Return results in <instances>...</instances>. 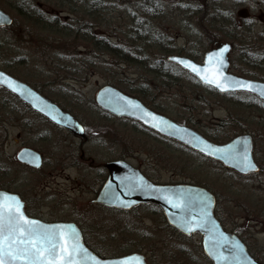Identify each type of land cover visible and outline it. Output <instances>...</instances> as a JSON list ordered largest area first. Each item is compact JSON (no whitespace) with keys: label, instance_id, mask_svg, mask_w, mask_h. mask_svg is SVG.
I'll return each mask as SVG.
<instances>
[{"label":"rangeland","instance_id":"obj_1","mask_svg":"<svg viewBox=\"0 0 264 264\" xmlns=\"http://www.w3.org/2000/svg\"><path fill=\"white\" fill-rule=\"evenodd\" d=\"M28 6L32 10H27ZM84 6L96 9V16L92 10L89 18L83 15ZM0 7L15 20L12 26L0 28V68L34 85L45 86V92L87 122L93 117L110 119L105 122L126 130L139 146L138 157L147 156L158 164L157 173L163 177L157 173L154 176L161 181L191 179L205 184L218 195L217 212H223L227 226L237 228L252 253L256 255L259 245L257 253L264 254V233L259 232L263 226L256 228L260 225L256 224V217L264 219V170L247 178L239 176L188 148L161 141L150 132L144 134L131 121L106 118L94 101L97 90L105 84L138 91L141 99L156 110L214 141L225 142L237 134L251 133L256 154H264L263 104L252 95H221L207 89L165 61L167 54H183L201 61L213 42L230 40L235 44L233 70L246 77L264 79V0H0ZM73 10L80 12V28L87 23L93 30L79 31L69 21ZM51 15L63 21L61 27L51 24ZM134 21L141 27L146 24L152 35L150 47L145 50L139 46V52L129 47ZM234 24L241 25L239 41L250 46L251 53L232 39L230 25ZM90 33L98 38L92 40ZM120 47L125 57L131 56L130 61H122ZM16 104L10 93L0 89V186L11 179L29 184L33 196H38L37 203L55 204L53 218L68 219L74 215L87 233H95L91 245L107 258L139 250L160 264H212L203 252L202 237H186L175 231L155 205L128 212L100 206L78 209L83 216L80 218L61 199L65 196L62 178H58V187L47 186L44 170L32 172L12 160L18 149L14 137V126L18 124ZM94 142L101 146L102 155L111 153L108 141ZM144 144L147 153L141 150Z\"/></svg>","mask_w":264,"mask_h":264},{"label":"water","instance_id":"obj_2","mask_svg":"<svg viewBox=\"0 0 264 264\" xmlns=\"http://www.w3.org/2000/svg\"><path fill=\"white\" fill-rule=\"evenodd\" d=\"M13 22V17L0 7V27L11 26ZM231 49L230 42L210 49L204 53L201 63L183 55H169L168 60L184 68L203 85L211 86L220 93L245 91L264 100V81L230 74ZM208 80L218 81L227 90H221V87H217L215 83H208ZM0 87L19 97L52 122L69 128L74 134L85 135L83 126L72 114L52 103L27 82L2 69ZM97 91L95 101L105 111L118 117L126 116L140 121L148 128H153L207 157L218 160L240 174L247 176L260 170L254 159V139L250 134H239L225 143H216L195 129L178 124L169 117L148 109L141 100L119 90L116 86L106 84ZM18 155L21 161L33 167H39L42 163L40 154L30 148L23 149ZM105 165L109 170V176L97 202L122 210H130L142 204L158 205L168 223L180 233L186 236L198 233L202 236L203 251L213 264H264L250 253L246 243L237 234L226 231L219 223L213 213L216 196L207 188L191 184H157L147 178L140 169L125 161H114ZM5 202L13 206L18 204L19 211L28 220L36 221L44 228L62 229L67 233L66 239L69 243L74 241L80 249L75 256L77 264H150L140 253L101 258L85 244L82 231L76 223L45 222L30 217L25 211L24 201L18 194L0 189V206ZM15 264L23 262L17 261Z\"/></svg>","mask_w":264,"mask_h":264},{"label":"flooded vegetation","instance_id":"obj_3","mask_svg":"<svg viewBox=\"0 0 264 264\" xmlns=\"http://www.w3.org/2000/svg\"><path fill=\"white\" fill-rule=\"evenodd\" d=\"M241 26H239L240 28ZM239 37H242L241 34ZM238 43V42H237ZM240 44H242L241 47L249 53V49H251L250 46H245V43L243 41H239ZM221 42H216L211 48H215L220 46ZM233 44V47L231 49V57L233 54V51H235V44ZM244 51V52H245ZM231 63V62H230ZM235 72L233 70V63H231L230 72ZM19 79L26 81L30 86H32L35 90H37L42 95L48 97L51 99V101L55 102L59 107L64 109L65 111L71 113L76 117V119L81 123V125L84 128V136L74 134V132L66 127L59 126L55 123H52L49 119L44 117L43 115H40L37 111H35L32 107L27 105V103H24L21 101L17 96H14V98L17 100L18 104H16L15 107V118L16 124L14 127H16L15 132V141L18 144L17 152L12 159L16 164L19 166H24L29 171L37 172V171H43V177L46 180V185H53L55 187H58L60 184V181H58V178H62L61 185L63 188V191L65 192L64 198L61 197L69 206L73 207L75 209V213L78 214V209H85V208H93L96 206L108 208L103 204L97 203L96 199L99 195V192L102 188V185L106 182L108 178L109 171L105 164H108L111 161H125L131 164L132 166L139 168L148 178L153 180L156 183H162V184H172V183H192V184H198L202 185L206 188H208L211 192L212 189L205 186V184L196 183L193 182L191 179L185 180V181H178L175 182L173 180H167V181H161L160 179L156 178L154 176L155 173H157L158 164H154L152 161L153 159H149V157L140 158L138 157V145L136 142H133L134 140L130 137V133H128L126 130H118L116 126H114L112 123L101 121L97 117H93L89 120V122L83 120V118L75 113V111L67 106L66 104L62 103L59 99L55 98L50 95L49 93L45 92V90L42 87H45L43 85L37 86L30 81L20 78ZM263 78V77H262ZM256 79H260V77H256ZM264 80V79H261ZM256 100L260 104H264L263 101H261L259 98L255 97ZM147 105V104H146ZM151 107V106H150ZM153 110H156L155 108H150ZM158 111V110H156ZM103 114H106V118H114V119H124L123 117H116L115 115L101 110ZM160 112V111H159ZM162 113V112H160ZM40 121H36V120ZM132 123H135L139 125L142 130L145 132H150L158 138L159 140L168 141L170 143L177 144L179 146H183L187 148L186 146L182 145L181 143L171 139L167 138L160 134V132H156L153 129H148V127L144 126L143 124L131 120L129 118H125ZM99 120V121H97ZM36 126L39 128L37 129ZM150 134V135H151ZM95 140H106L107 143L111 144L112 147L109 149L111 153L109 154H103L101 152V146L94 142ZM38 142H43L42 144H37ZM46 143H48L46 145ZM25 148H30L38 152L41 156L42 164L40 167L33 168V166L23 163L19 158V153ZM142 152L147 153L148 148L147 145H142L141 148ZM188 150H191L188 148ZM192 152H195L191 150ZM196 154H199L195 152ZM101 154V155H99ZM111 154V155H110ZM201 155V154H199ZM256 163L260 165V171L258 173H255L254 175H259L264 170V154L255 152L254 154ZM227 169V168H225ZM230 170V169H228ZM233 173H236L232 170H230ZM159 177H163L162 173H157ZM238 174V173H236ZM239 175V174H238ZM241 176V175H239ZM174 177V174L172 175V178ZM261 181V179H259ZM13 185V186H12ZM0 188L3 190H7L10 192H14L22 198V200L25 202V208L28 215L34 218H38L45 222H57V221H70L75 222L78 224V226L81 228L83 232V236L85 240L86 245L90 248V250L94 251L99 256H104L101 254L97 249V247L91 245L90 240L96 239L95 233L90 232L87 233L84 228H82L80 221L78 218L71 216V218H53V212L57 210L55 204H50L51 206H45L40 205V203H37L35 199H37L38 196H33V190L29 186V184L24 183L23 181H15L14 179L7 181L4 180L2 182V185ZM71 192V195H70ZM74 193L76 195H74ZM214 193V192H213ZM215 194V193H214ZM216 198L217 201H219V197L217 194ZM216 201V202H217ZM112 209V208H109ZM87 210V209H86ZM218 211V202L216 204L215 208V215L219 219L220 223L224 227L226 231L236 233L238 234L243 240L244 243H246L245 239L238 233V230L235 226L228 227V222L223 215L222 211L219 213ZM80 218H83L81 214H78ZM256 228L260 229L261 226L263 228L259 231L260 233H264V219L256 217V224H259ZM94 236V237H93ZM248 244V243H246ZM248 248L250 249V246L248 244ZM260 251V246L256 245V258L260 260L262 263H264V254L257 253ZM139 253L144 254L147 258L148 256L143 253L142 251H137ZM147 261L152 264H160L156 261H151L149 258H147Z\"/></svg>","mask_w":264,"mask_h":264},{"label":"snow or ice","instance_id":"obj_4","mask_svg":"<svg viewBox=\"0 0 264 264\" xmlns=\"http://www.w3.org/2000/svg\"><path fill=\"white\" fill-rule=\"evenodd\" d=\"M207 82L227 90L218 81ZM19 207L8 202L0 206V264H77L75 256L80 249L74 241L69 243L67 233L26 219Z\"/></svg>","mask_w":264,"mask_h":264},{"label":"trees","instance_id":"obj_5","mask_svg":"<svg viewBox=\"0 0 264 264\" xmlns=\"http://www.w3.org/2000/svg\"><path fill=\"white\" fill-rule=\"evenodd\" d=\"M78 10V9H77ZM77 10H73L74 12L73 13H71L73 16L71 17L73 20L72 21H70L71 23H75V25H76V28L80 31V23L78 22V18H77V15H78V13L80 14V12L79 11H77ZM90 10H92L93 11V13H94V15L96 16V9H94V8H87V6L85 7H83L82 8V13H84L83 15H85V14H87V16L86 17H88L89 18V16H90V14H89V12H90ZM40 11V10H39ZM41 12V11H40ZM193 12L194 13H197L198 11L196 10V8H194L193 9ZM145 14V16H151V17H153L151 14H149V13H144ZM82 15V16H83ZM52 16V21L53 22H51V24L53 25V26H58V28L59 27H61L62 26V23H63V21H61V20H56L55 19V17L53 16V15H51ZM58 17V16H57ZM136 26V27H135ZM146 27H147V25L146 24H144V26L143 27H141V25H139V23L138 22H133V29H132V31H131V35H129L130 37V49L131 50H133V51H137V52H139L140 50H141V48H138L139 46H142L143 47V49H147L148 47H150L149 45H150V42L152 41V35H151V32H149L147 29H146ZM230 27L232 28V31H233V33L231 34V37H232V39H235V40H238V41H236V42H239V40L241 39V37H239L240 36V34H241V31H239V29H241V27L239 28V25H230ZM76 29V30H77ZM83 29H85V32L86 31H89V30H93V27H90V25L89 24H87V23H85V26L84 27H82V29H81V31L83 30ZM84 31V30H83ZM241 36H242V34H241ZM90 37H91V39L92 40H96V38H98V37H93L92 36V33H90ZM104 39H106V37H104ZM231 39V38H230ZM102 43H104L105 44V42H103L102 41ZM132 45L133 46H135V49H133L132 48ZM108 48H112V47H108ZM119 51L121 52V57L120 58H122V61H124V62H128V61H130V59L129 58H131V56H128L129 58H127V57H125L126 55L124 54V50H123V47H120L119 48ZM159 63H160V61H158ZM129 91V90H128ZM131 93H134V94H136V95H138V96H140V94H139V92L138 91H130Z\"/></svg>","mask_w":264,"mask_h":264},{"label":"bare ground","instance_id":"obj_6","mask_svg":"<svg viewBox=\"0 0 264 264\" xmlns=\"http://www.w3.org/2000/svg\"><path fill=\"white\" fill-rule=\"evenodd\" d=\"M28 7H29V8H27V10H28V9L32 10L30 6H28ZM80 64H81V63H80ZM80 66H81V65H80ZM81 67H82V66H81Z\"/></svg>","mask_w":264,"mask_h":264}]
</instances>
